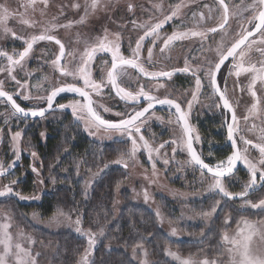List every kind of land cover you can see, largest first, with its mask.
<instances>
[{
	"label": "rangeland",
	"instance_id": "rangeland-1",
	"mask_svg": "<svg viewBox=\"0 0 264 264\" xmlns=\"http://www.w3.org/2000/svg\"><path fill=\"white\" fill-rule=\"evenodd\" d=\"M228 4V22L225 24L224 29H217L216 35L218 39V47L227 48L235 39L239 37L241 31V25H247V18L251 15V10L244 11L247 5L253 3V0H225ZM29 0H0V4L7 5L12 12L25 13L24 19L29 21V24L24 25L20 23V17L16 16L8 21V27L16 32L17 36L23 37L24 40L30 39L34 35H40L44 33L45 29L48 30L47 34L57 36L65 45V56L61 59L60 65L66 67L69 70H73L77 67L78 62L82 54L97 42L98 37H103L105 33L108 34L109 39H115L119 34L121 40V53L123 55L131 56V48H134L136 40L140 35H143L146 27L143 25H154L164 20L166 16L172 14L173 11L177 12V19L168 23L167 27H164L160 31L161 37L170 35L173 31L179 32H193L196 25L197 17L193 15L192 19L185 16L187 13L197 9V5L206 12L208 9H214V12L218 14V23H223V9L217 0H98L96 9L91 8L92 0H36L34 5H31L26 10L25 4H28ZM79 5L78 8L73 5ZM129 5L132 6V10L129 11ZM180 5L179 9L176 8ZM128 10L130 17L121 25V22L116 16V10L119 8ZM87 13V15H86ZM81 17H85L83 22ZM216 20L213 21V23ZM217 24V23H216ZM55 25L56 27H53ZM193 27V28H192ZM182 29V30H178ZM256 43L251 48H245V57L243 58L245 67L248 66V62L257 63L261 57L257 48L264 47L259 44V37L255 38ZM184 41V40H183ZM175 44H170L163 52L161 47L163 46L160 41L156 46H153L151 40H147L144 43L145 48L142 52L138 63H142L143 67L151 72L167 71L173 61L181 57V47L183 42L174 41ZM182 43V45H181ZM131 44V48L129 47ZM23 40L14 39L10 34L4 36L0 32V51H7L10 55L18 54L24 47ZM124 48V53L122 52ZM148 48L153 49L152 62L150 67L147 61ZM59 52L58 45L53 41H37L33 45V50L30 56L26 58L22 65H17L13 71V75L21 83H26L27 88H18L15 81L11 80L7 71L0 72V81H3V87L10 90L11 93L17 92L30 94L32 97L46 96L52 86L59 84L75 82L72 77L64 78L60 75L59 69H54L52 61L56 58ZM71 53V55H69ZM127 53V54H125ZM216 55L211 59V51H209V59L213 60ZM239 59V58H238ZM207 60V58H205ZM171 61V62H169ZM107 62V63H105ZM204 62V59H203ZM171 63V64H170ZM189 63V62H188ZM111 62L109 54L98 53L96 59L92 64L93 78L99 81L101 74L106 78L107 71L110 69ZM257 66L259 64L257 63ZM8 62L5 57H0V68L7 69ZM128 72V73H127ZM135 74V73H134ZM133 72L127 68L122 70L120 76L129 77V85L124 84L123 88L133 93H138L143 87L145 92L152 93L153 96L165 97L171 96L175 99H184V95L188 94L193 85L189 84L180 88L179 84H171V79L158 78L156 80H146L140 76L134 75ZM250 74L243 73L240 77L235 75L230 77L229 88L227 93L230 95L233 104L236 109V114L240 118L239 123L243 129L239 135H243L245 139H251L254 143L259 142V128L264 127V89L261 88L259 82L257 83V95L261 99V110L256 115H250L248 109L254 103V99L251 97L248 91V84L250 81ZM238 83V87L234 90V84ZM82 84V81L80 82ZM121 85V84H120ZM20 103H25L28 108L35 106L38 101L36 99L30 101H23L17 97ZM73 99H81L75 93H62L60 95V101L57 104H67ZM93 101L102 105L98 108V111L107 119H119L114 114L116 112H126L131 110L133 106H129L121 102L111 91L110 86L104 88L100 95L92 94ZM187 99H191V95H187ZM214 97L211 96V90L206 88L198 96V100L195 103L191 113V125L196 129L198 134L203 138L200 144H195L199 149L203 143L209 142L207 136L203 130L199 129L200 121H202L207 115H217L219 117V124L222 125L223 115L219 113L220 109L213 105ZM41 104L43 102H40ZM108 108L110 111L105 112L103 109ZM155 115H152V113ZM11 113V110L6 103L0 101V128L4 129L2 137H0V162H3L5 168L12 164L15 160L13 155L11 133L16 131H22V137L20 140V158L26 159V164L21 161V170L19 173H12L9 175L0 176V189H3L5 185H8L10 180L18 179L22 180L26 173H29L32 177V187L30 191H23L21 187L14 186V191H19L22 195L28 197H38V199L19 200L16 197L0 198V223L8 222L11 224L9 232L12 234L14 242L18 238V234L23 233L25 237H31L34 241L31 245L26 240L25 247H30L33 257H35L37 264H52L50 258L52 245L44 239V235L33 230L34 226L43 227L49 230L69 231L73 232L77 236L81 237V250L74 252L72 260L68 264H79L80 258L87 248L88 238L78 234L75 231V224L73 223L77 216L70 214L63 207H56L54 212L48 216H43L37 210L32 208L29 211L22 212L16 210L14 203L31 204L39 201L43 194H48L53 187L57 184H63L59 180H56V174L49 173L45 162L43 163L42 157L36 149V144L31 140L33 138L32 131L36 129L40 140H44L41 137V133H46L48 126L51 124H60L63 129L73 125L74 128H78L83 135L88 138L91 148L88 149L91 153L95 151L99 158L93 161L90 156L86 159L87 165L80 171L79 166L74 169V176H78L80 183L81 194L83 198H88L91 194L94 184L100 180L106 169L110 167L120 166L125 174L123 182L116 189V206L114 211V217L117 218L120 207L123 204V197H127L132 203L138 206H142L149 209L154 215L157 226H159L169 237V241L165 243L164 252L168 263L166 264H180V261L172 256L168 255V251L177 253L181 258L191 257L195 260H203L205 256L209 258L216 256L218 249L222 243V234L227 231L229 234H234L237 229V223L241 217H244L251 221L264 220V212L259 209L248 208L246 211H237L241 206L242 201L239 198L235 199V202L230 206H225L222 209H218L217 213L212 218H204L200 215L201 212L210 211L211 205L215 199L220 197L214 193H210L208 190L209 183H211V175L205 173L202 177L199 168L195 165L188 163L189 156L186 151H181L177 148L176 153L172 152L173 145L171 141L177 140L182 135L180 125L175 123L176 117L171 113L174 110H170L167 106L159 105L158 108L151 110L146 117H148L145 128H142V133L150 145L156 149L165 141L169 143L164 144V147L160 149L159 153L154 152L153 155L157 159L156 173L153 175L151 162L148 161L147 151L141 148L140 152L132 159L125 157L128 167L123 165H117L112 163L118 159L121 155H108L106 152L101 156L100 152L103 145L113 144L115 148L120 146L123 150L121 153L130 149L131 144L128 142H119L117 135H113L112 139L107 138V134L103 129L96 132L95 136L88 134L85 130L83 122L76 125L74 118L71 114V109H65L63 111L56 110L50 112L46 118L37 120H28L27 123L18 121L15 117L10 118L11 132L9 127L5 126L2 115L4 113ZM214 112V113H213ZM68 116V117H67ZM244 116H248L247 124L243 120ZM253 124L257 126L253 132L247 131ZM94 130V129H93ZM241 152L247 155L250 160L256 162L259 159V152L252 146H246L242 141L238 139ZM138 143H142L138 140ZM63 144V143H62ZM92 144H95V148L92 149ZM208 144V143H206ZM247 147L248 151L244 152V148ZM62 148V149H61ZM61 151L67 152V145L61 146ZM35 151L38 154L37 159H33L31 153ZM206 157L209 156V151ZM93 154V157H96ZM163 159H168L170 162L167 166L163 164ZM220 160H226L225 158L214 160V165ZM20 162V159L16 162ZM35 163V167L40 171V176L32 172L31 165ZM68 161L64 163L68 165ZM105 165L108 167L105 169ZM66 168V167H63ZM82 168V167H81ZM103 169V171H101ZM47 170V171H46ZM96 174V175H94ZM39 179H43L44 183H38ZM56 183L53 184L52 180ZM249 180V174L246 166L240 162V167L235 173V177L229 182L225 180V187L232 193H239L243 190V185ZM64 185V184H63ZM145 190L149 194V200L146 202L144 199ZM248 199L253 202H258L260 199H264V189H257L249 193ZM19 211V215L15 218L16 212ZM59 212H63L65 215H59ZM159 213V216L156 214ZM227 214H230L231 219L228 224L225 225L224 218ZM81 217V215H79ZM68 217L71 219L69 220ZM82 219V217H81ZM83 230H91L93 233H99L103 230V235H97L96 245L105 237L107 226L90 227L85 223H81ZM95 226V225H93ZM176 229V235H172V229ZM209 229H211L209 231ZM201 233H207L202 237ZM178 241L185 243L184 249L178 246ZM94 247V249H95ZM90 256L92 260L93 252ZM147 252L145 257L144 252ZM38 254V255H37ZM135 260L140 264L144 259H147L150 264H155V259L151 258L149 252L144 248H137L136 254L132 255ZM224 260V264H228L227 256H221Z\"/></svg>",
	"mask_w": 264,
	"mask_h": 264
},
{
	"label": "snow or ice",
	"instance_id": "snow-or-ice-1",
	"mask_svg": "<svg viewBox=\"0 0 264 264\" xmlns=\"http://www.w3.org/2000/svg\"><path fill=\"white\" fill-rule=\"evenodd\" d=\"M36 0H29L28 4L24 5L27 10L28 7L34 5ZM46 3L47 0H44ZM219 4L223 7L224 15L223 21L219 25L220 29L225 28V24L228 22V4L225 0H219ZM98 0H92L91 8L94 10L97 8ZM78 8L79 5H73ZM180 5L176 8L179 9ZM251 10L250 17L247 18V27L241 25V31L239 38L231 44L230 47L223 48L218 47L216 50V57L213 60H206L203 62V66L198 68H191L188 61L185 60V66L179 69H173L172 71H160L149 73L143 67L142 63H138L140 59V51L144 46L146 40H151L153 46L157 45V42L162 43L161 52H163L172 42L180 41L191 36L205 37L204 32H179L173 31L166 37L160 36V31L169 23L177 19V12L173 11L171 15L166 16L164 20L154 25H143L147 30L143 35H140L135 42V48H131V56L125 57L121 53V40L119 34L115 39H109L108 34L105 33L103 37H98L97 42L88 48L81 56L80 61L75 69L69 70L66 67L60 65L61 59L65 56V45L56 38V36L47 34L48 30L45 29L44 33L40 35H34L28 40H24L23 37L17 36L16 32L8 27V21L16 16L20 17V23L27 25L29 21L24 19L25 13H18L10 11L7 5L0 4V32L4 36L9 34L14 39L23 40L24 47L18 54L10 55L7 51H0V57H5L8 62L7 69L0 68V72L7 71L11 80L15 81L18 88H27L26 83H21L13 75V71L17 65H22L26 58L30 56L33 50V45L37 41H55L59 45V54L51 62L54 69H59L60 75L64 78L72 77L75 82L61 84L59 86H52L46 96L32 97L30 94L17 92L16 97H19L23 101H30L36 99L38 103L30 108H24L21 104L17 103V99L14 98V94L3 90V81H0V101L11 106V113L2 114L5 126L9 127L11 132L10 118L15 117L18 121L27 123L29 118H46V115L51 111L71 109V114L74 118L76 125L83 122L85 130L88 134L95 136L96 132L101 129L107 134L108 139H112L113 135H117L119 142L130 141L131 147L129 150L121 153V156L112 163L117 165H123L128 167L125 157L132 159L140 152L141 148L147 151L148 161L151 162L153 175L156 173L157 159L153 153H159L160 149L164 147V144L169 143L165 141L159 148L154 149L148 140L145 139L142 128H145L148 117L146 113L153 110L155 105L167 106L170 110H174L172 115H175L178 125H180L182 135L177 140L171 141L172 152L175 154L177 148L181 151H186L190 157L188 163L198 166L201 176L205 175V171L211 174V183H209L208 190L210 193L218 195L220 198L215 199L211 205L210 211L201 212L200 215L204 218H212L218 209H222L225 206H230L235 202L236 198H239L242 203L237 211H246L248 208L259 209L264 212V199L253 202L248 199L249 193L255 191L258 188L264 189V127L259 128V142L254 143L251 139H245L243 135H239L243 129L240 126V118L236 114V109L233 107V103L227 96L228 80L229 77L235 75L240 77L243 73L250 74L251 78L248 84V91L251 97L254 99L251 107L248 109L250 115H256L261 110V97L257 95V83L259 82L262 89H264V59H260L257 63L248 62V66L245 67L243 58L245 57V48H251L256 43L255 38L259 37V44L264 46V0H253V3L247 5L244 11ZM132 10V6L129 5V11ZM87 15V13H86ZM195 15V13H193ZM85 17H81V21ZM53 27H56L53 25ZM217 29H208V32L215 33ZM239 50V51H238ZM261 57H264V47L257 48ZM98 53L110 54L111 69L107 71L106 78L101 74V79L97 81L92 75V64L96 59ZM153 49L148 48L147 61L152 62ZM71 55V53H69ZM239 58V59H238ZM229 59L232 60V64L228 69V75L220 77L221 69L225 66V62ZM107 63V62H105ZM128 67L138 69L144 76H151L154 79L167 78L170 80L177 72L191 73L194 79V85L188 94L191 95V99H187V95H184V99H174L165 96L159 98L153 96L143 90L141 87L138 93L127 91L121 87L118 83V76L122 74V70H126ZM220 77V79H218ZM221 80L223 84H221ZM82 81V85L80 82ZM110 86L111 90H114L116 97L125 101L126 106L131 102L136 104L140 101L141 97L147 102L146 106L132 111L116 112L114 115L119 119H105L104 116L98 111L102 105L96 104L92 99V94L100 95L104 88ZM238 83L234 84V90L238 87ZM208 88L211 90V96L214 97L213 105L221 109V115L224 116V121L221 127L226 129V143L230 145L232 152L226 157V160H220L217 163L209 164L202 158V152H198L194 144H200L202 137L198 134L196 129L190 124L191 113L195 103L198 100V96L201 94L202 89ZM62 93H75L82 99H73L67 104H56L55 101ZM40 102H43L42 104ZM105 112L110 111L108 108L103 109ZM152 115H155L154 111ZM249 117L244 116L243 120L247 124ZM257 126L253 124L247 129L249 132L255 131ZM94 129V130H93ZM4 132L3 128H0V137ZM41 137L46 138V133H41ZM22 137V131H16L11 133V141L13 148V155L15 160L12 164L5 168L3 162H0V175H8L11 173L12 168L15 166L17 160L20 159V140ZM238 139L246 146H252L259 152V159L253 162L244 155L238 148ZM138 140L142 143H138ZM213 146V142L209 141V147ZM247 147L244 148V152H247ZM212 153L209 151V156ZM33 159L38 158V154L33 151L31 153ZM241 161L246 166L249 174V180L243 185V190L239 193H232L225 187V180L229 182L235 177V173L238 171L237 162ZM168 159H163V164L167 166L169 164ZM105 169L108 165L104 166ZM32 172L40 176V171L35 167V163L31 165ZM67 171V170H65ZM103 171V169L101 170ZM96 175V174H94ZM53 184L56 181L52 180ZM38 183L43 184L44 180L39 179ZM18 184V179L10 180L8 185H5L3 189H0V198L16 197L19 200L38 199V197H28L22 195L19 191H14V186ZM119 184H117V188ZM144 199L147 202L149 200V194L145 190ZM59 215H65L63 212H59ZM159 216V213L156 214ZM70 220L71 218L68 217ZM231 219L230 214H227L224 218L225 225ZM75 224V231L82 236L88 238L87 248H85L83 255L80 258L79 264H95L90 259L92 251L96 245L97 235H103V230L99 233H93L91 230H83L81 228L82 219L78 215ZM11 224L8 222L0 223V264H37L35 257H33L30 247H25L21 242L26 240L29 245L34 243L31 237H25L23 233L18 234L17 240L14 242L12 234L9 232ZM211 229H209L210 231ZM172 235H176V229H172ZM202 237L207 233H201ZM142 245H138L133 248V254H136L137 248H142ZM217 255L209 258L205 256L203 260H195L191 257L181 258L177 253L168 251V255L174 257L180 261V264H224V260L221 256H227L228 264H264V220L251 221L244 217H241L237 223V229L234 234H229L225 231L222 234V243L218 249H216ZM38 255V254H37ZM145 257L147 252H144ZM140 264H150L147 259H144Z\"/></svg>",
	"mask_w": 264,
	"mask_h": 264
},
{
	"label": "trees",
	"instance_id": "trees-1",
	"mask_svg": "<svg viewBox=\"0 0 264 264\" xmlns=\"http://www.w3.org/2000/svg\"><path fill=\"white\" fill-rule=\"evenodd\" d=\"M199 126L207 135L205 136L207 140L213 142L210 149L212 158L224 157L229 149L224 140L222 127L216 118L205 117ZM30 131L33 135L31 140L36 144V149L40 153L43 163L45 162L47 170L49 173H55L56 180L64 185L57 184L48 194H43L39 201L31 204L12 202L11 204H15L14 209L25 212L32 208L39 211L41 215L48 216L54 212L56 207H63L72 215H81L83 223L90 227L107 226L105 237L93 252L92 260L95 264H139L132 256L133 248L138 245H142L149 252L151 258L155 259V264L168 263L164 247L165 243L169 241V237L157 226L154 215L149 209L135 205L125 195L119 214L117 218L114 217V211L117 208L115 199L117 184L120 185L125 178L120 166L106 169L100 180L95 182L89 197L83 198L77 179L79 175L75 177L73 174L77 166L80 171L85 168L88 157L93 158L92 162L99 158L95 151L92 153L88 151L91 148V141L73 125L64 130L59 123L50 124L47 129L48 134L43 141L38 137L36 129H30ZM62 143L67 145V152L61 151ZM207 143L210 148L209 142ZM94 148L95 144H92V149ZM100 149L101 156L105 152L108 155H121L120 150H123V147L115 148V145L107 144ZM93 154L96 157H93ZM21 161H25V164L28 162L26 159L20 158V162L14 166L10 174L20 172ZM67 161L69 163L65 166L64 163ZM32 182L31 175L26 173L22 180L18 181L17 187H21L23 191H30ZM18 213L19 211L16 212L15 218L18 217ZM33 230L44 235V239L51 243L52 264H68L72 260L73 253H78L82 248H80L82 238L73 232H56L38 226H34ZM177 243L181 249H184L183 241Z\"/></svg>",
	"mask_w": 264,
	"mask_h": 264
},
{
	"label": "flooded vegetation",
	"instance_id": "flooded-vegetation-1",
	"mask_svg": "<svg viewBox=\"0 0 264 264\" xmlns=\"http://www.w3.org/2000/svg\"><path fill=\"white\" fill-rule=\"evenodd\" d=\"M217 1L219 2V0H217ZM199 6L200 5H197V9H195V11H194L195 16L197 17V19H196L197 25L194 28L193 27L192 28L195 29L194 30L195 32H204V33H206V36L205 37H200V36H191V35H189L187 38L183 39L184 41L181 40L183 42V45L181 43V45H182V47H181V57L176 59V60H174L173 61L174 63H172V64L170 63L171 64V66H169L170 69H168L167 71H172L173 69L183 68L185 66V60H187L189 62L188 64H189V66L191 68H198V67L203 66V59H204V61H206L205 58H207V60L209 59V51H211V59L213 58L214 55H216V50H217V45H218V39H217V35H216L217 31L215 33H211V32H208V29H213V28L218 29L219 28L220 24L218 23V14H217V12H214L215 11L214 9H208L205 12ZM222 9H223V7H222ZM189 10L191 12L187 13L185 16H187L189 19H192L193 10L192 9H189ZM223 12H224V10H223ZM116 13H117L116 16L118 17V20L121 22V25H123V23L125 21L127 23V20H129L128 17H130L129 14H128V10L127 9H123L122 6H121V9L119 8L118 10H116ZM223 15H224V13H223ZM214 20H216V22L213 23ZM167 26H168V24L165 27H167ZM178 30H182V29H178ZM56 38L59 39L57 36H56ZM60 41L62 42V40H60ZM146 41H145V43H146ZM173 43L175 44V42H172L171 44H173ZM229 45H228V47H229ZM58 47H59V45H58ZM134 48H135V45H134ZM144 48H145V45L141 49L142 52L144 51ZM123 50H124V48H122V52L124 53ZM58 54H59V52H58ZM125 54H127V53H125ZM109 56H110V54H109ZM124 56L126 58L130 57L128 55H124ZM140 57H141V51H140ZM169 62H171V61H169ZM231 64H232V60L231 59H229L228 61L225 62V66L222 67V69H221L220 77L228 75V69L231 66ZM148 65L150 67L153 66L151 63H149ZM110 68H111V66H110ZM128 68L133 72V74L135 73L134 75L140 76V77H142V78H144L146 80L147 79L148 80H152V79L156 80V79L152 78L151 76H144L142 73L139 72L138 69H133L131 67H128ZM220 77H218V79H220ZM229 81H230V77H229V80H228V86H229ZM68 83H73V82H68ZM118 83H120L121 86H123L125 83L129 85V77H128V75H126V77L125 76L124 77L118 76ZM63 84H67V83H63ZM171 84H174L175 86H176V84H179L180 88H182V86L187 85V84L192 86V85H194V79L192 78L191 73H187L186 74V73H182V72H177L175 75L172 76ZM221 84H223L222 80H221ZM59 85H61V84H59ZM59 85H57V86H59ZM3 89L6 90L7 92H10V90L7 89V88L3 87ZM205 89L206 88L202 89V91L205 90ZM111 91L115 95L113 90H111ZM149 94L153 95L152 93H149ZM227 96H228L229 100L233 103V101H232V99H231V97H230V95L228 93H227ZM14 98L17 99V103L21 104L22 107L28 108L25 103H20V101L18 100V98L16 96H14ZM117 98L121 102L125 103V101L121 100L119 97H117ZM160 98H164V97H160ZM169 98H173V97L169 96ZM57 101H60V96L57 97V99L55 101L56 104L58 103ZM146 103L147 102L145 100H142L141 102H138L136 104L129 103L128 105L129 106H133V108L138 110V109L142 108ZM158 107H159V105L155 106L154 109L158 108ZM233 107L235 108L234 104H233ZM133 108L131 110H128V111H132ZM9 109H10V107H9ZM219 113L221 114V109H220ZM147 114L148 113H146L145 115H147ZM206 117H215L216 120L219 122V117L217 115H214V114L211 115V116L207 115ZM37 119H40V118L39 117H37V118H29V120H37ZM105 119H107V118H105ZM112 120H116V119H112ZM223 121H224V116L222 118V123H223ZM190 124H191V121H190ZM199 129L201 130L200 126H199ZM222 130H223V134H224V140L226 142V129L222 127ZM206 143H203V145L200 146L199 149L196 147L195 144L194 145H195V147H196L198 152H202V158L205 159V162H207L209 164H212V162H214V160H219V159L227 157L232 152V149H231L230 145L226 143L229 150H228V153L224 157H221V158H218V159H215V158L213 159V158L206 157L208 155L207 154L208 151H211L210 148H208ZM238 148L240 149L239 142H238ZM240 162L241 161H239V165L237 167L238 169L240 167ZM17 163H19V161L16 162L15 165ZM258 190H259V188H258Z\"/></svg>",
	"mask_w": 264,
	"mask_h": 264
},
{
	"label": "water",
	"instance_id": "water-1",
	"mask_svg": "<svg viewBox=\"0 0 264 264\" xmlns=\"http://www.w3.org/2000/svg\"><path fill=\"white\" fill-rule=\"evenodd\" d=\"M224 23V22H223ZM238 39V38H237ZM55 42V41H54ZM235 42V41H234ZM233 43V42H232ZM231 43V44H232ZM231 44L229 45V47L231 46ZM111 69V68H110ZM4 90V89H3ZM4 91H6V90H4ZM113 92H114V90H113ZM115 93V92H114ZM142 100H144L143 99V97H141V99H140V101L139 102H141ZM129 103H131V102H129ZM8 105V104H7ZM9 107H10V109H11V106L10 105H8ZM144 106H146V104L144 105ZM143 106V107H144ZM155 106H158V105H155ZM139 110V109H138ZM194 147H195V145H194ZM197 150V149H196ZM189 156V155H188ZM190 158V157H189ZM207 163V162H206ZM238 165H239V161L237 162V167H238ZM197 168H198V166H196ZM13 169V168H12ZM205 173H206V171H205ZM208 174V173H207ZM211 175V174H210ZM0 176H2V175H0Z\"/></svg>",
	"mask_w": 264,
	"mask_h": 264
}]
</instances>
